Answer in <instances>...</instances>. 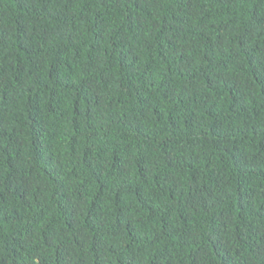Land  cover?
<instances>
[{
	"label": "trees",
	"instance_id": "obj_1",
	"mask_svg": "<svg viewBox=\"0 0 264 264\" xmlns=\"http://www.w3.org/2000/svg\"><path fill=\"white\" fill-rule=\"evenodd\" d=\"M0 264H264V0H0Z\"/></svg>",
	"mask_w": 264,
	"mask_h": 264
}]
</instances>
